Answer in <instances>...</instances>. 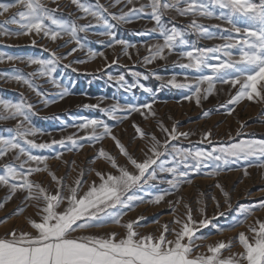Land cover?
Wrapping results in <instances>:
<instances>
[{
  "label": "rangeland",
  "instance_id": "obj_1",
  "mask_svg": "<svg viewBox=\"0 0 264 264\" xmlns=\"http://www.w3.org/2000/svg\"><path fill=\"white\" fill-rule=\"evenodd\" d=\"M6 2H10V0H0V3ZM81 2L95 7L97 0H81ZM172 2L173 0H162V3ZM253 2L259 3V0H253ZM43 3L50 8H56L59 5V10L55 12L56 18L66 22H75L81 27L88 25V27L85 31L78 32L83 47L78 48L71 55H68V52L76 47V44L73 41L65 45L64 42L69 39L66 35L52 41L42 34L36 35L35 33L31 35L0 34V53L4 57L3 60H0V99L13 103L24 100L33 105V110L28 114L30 119L27 126L37 129L38 132L34 137L30 136V139H34L37 143H50L54 139L60 140L72 134L83 136V130L78 131L76 127H73L81 122L82 117L103 120L111 127L112 134L125 146L129 155L138 162H142L146 158L145 153L151 155L148 148L152 135H155L161 144L168 138V134L161 130V123L169 131L175 125L178 133L186 132L189 135L178 136L177 139L169 141L168 150L160 158L166 162V167H171L173 164V147L211 152L214 148L238 143L241 140H264V100L245 98L237 104L229 103L231 97L239 90V84L233 87L230 83L217 82L216 90L206 99L202 97L199 105L195 98L185 99L186 96H192L195 90V84L192 83L195 77L201 74L210 75L211 70L203 69L202 72H197L195 69L181 67L180 65L186 64L188 60L180 53L190 51L193 46L211 48L222 44L225 41L221 37L224 36L231 35L238 39L242 38L240 34L228 31L231 26L226 21L216 18L221 9L213 8L212 10L215 12L213 17L193 16L191 13L182 16L175 8L163 10L164 25L168 28L174 25L182 30L188 44L175 47L171 53L165 49V59L157 58L146 64L144 57L149 55L148 46L163 43V37L159 32L151 31L156 27V23L151 19L150 7H145L143 13L132 16L128 23L114 20L112 16H119L132 7L147 6L150 4V0H133L132 4H128L127 0H120L119 4H116L115 0H99V3L108 9L103 15L114 25L112 30L116 34L115 38L136 46L129 48L127 54H125L123 46L117 45L114 48H109L107 46L109 37L101 35L107 31L106 27L78 9L71 3V0H43ZM180 6L183 7V0H181ZM19 10L22 9L14 7L9 13L0 15V24ZM193 19L198 24L207 27L213 34V38L208 39L201 36L196 30L190 29L189 25ZM234 19L238 27L249 26V22H246L242 16L237 15ZM216 25L220 27H216ZM3 27L7 28L10 33L19 30L18 25L15 24H6ZM33 39L36 40L35 45L32 44ZM53 51L57 53L60 60L51 77L40 76L38 74L39 66L27 62L29 57L51 59ZM91 52H103L104 56L97 55L95 58H90ZM232 53L234 58H239L238 48L232 49ZM219 55L221 59H224L222 53ZM8 56L21 59L8 61ZM114 60L116 63H113ZM31 73L37 74L29 75ZM134 73L140 75L137 76ZM14 75L25 76L44 95L38 96L27 85L11 79L10 77ZM121 75L124 76L123 82L110 79V77ZM173 76L179 83L188 82L190 87L176 88L167 84V81ZM261 83L264 84V82ZM56 84H59V87ZM206 86L205 84L201 87ZM260 87L258 85V88ZM63 89H67L68 95L60 99L59 94ZM145 89H151V91H145ZM261 91L264 94V89ZM45 100L55 102L46 106ZM153 101L155 103H152ZM146 103L152 104L155 116L150 115L145 109L142 110L143 115L141 112H132L129 115L127 111H117L115 113L117 117L127 118L113 119L112 115L102 111L112 105L126 108L128 105L139 106ZM85 105H99V107H85ZM205 112L208 113L207 116L204 115ZM17 119L0 120V135H15L14 131L9 130L15 128ZM134 125L139 126L145 132L146 135L143 139L139 137ZM97 131H101V129H97ZM209 132L211 135L205 138L204 134ZM21 143L24 142L21 141ZM82 143L84 147L79 151L69 152L61 145H53L49 149L31 148L30 150L33 155L49 157V171L55 173L57 177H62L65 184H71L83 170L84 184L80 195L93 181L97 184L100 182L95 172L91 171L92 169L118 174L106 160L96 159L100 148L115 157L118 164L127 167L130 171H136L129 163L128 158L120 153L111 137L105 136L95 143L88 140H84ZM25 147L30 146L25 145ZM160 150L164 151L163 148ZM56 152L63 153L61 160L54 158ZM13 156L14 153H10L7 157L0 159V165L8 162L18 164L19 161L14 160ZM73 161L75 164L72 163ZM259 164V158H249L247 161L237 160L235 163L224 166L219 175H207L213 171L215 166L212 161H208L198 174L190 173L189 178L192 183L182 184L178 191L172 189L167 183L172 179V175L160 172L159 168L154 165L153 169L157 172L156 179L150 180L143 188L129 193L141 197V202H138L131 210L120 209L118 206L116 211L125 213L122 223L143 217L144 219L139 222L136 231L140 235L158 236L163 230L162 225L165 224L169 229L174 228L178 231L181 225L174 223L175 218L179 217L185 221L186 213L190 208L194 221L199 222L205 218L211 221L206 227L199 228L196 232L195 235L198 239L195 243L200 247L196 248L192 255H196L198 252L209 254L207 252L208 245H214L219 241L226 243L231 241V247L222 250V256L227 257L232 253L243 251V247L238 241L240 232H245L251 239L252 233L249 231V225L257 219L264 221V208L258 207L264 201V167H260ZM245 169H247L248 175L244 174ZM181 170H184L183 166H181ZM2 173L3 169L0 168V174ZM30 179L40 183L52 193L56 190V184L48 171L35 172ZM217 184H220L224 192L228 193L227 196L216 186ZM8 191L6 186H0V202L4 201ZM164 191H168L169 195L163 201L159 204L150 202L157 194ZM25 195V192H17L10 201L4 203L0 208V220L7 218L6 222L0 223V235H4L12 229L32 231L26 218L40 219L37 215V207L33 206L35 202H30L25 206L23 202ZM177 200L180 201L178 204ZM169 201L173 202L171 206ZM66 203L65 201L58 210H62ZM18 207H23V212L13 215ZM173 207L175 211H173ZM242 208H252L253 212L245 218L241 214ZM238 220H243L244 223L237 224ZM233 224L236 226L232 227ZM92 230V234L97 235L115 232L118 234L117 238L125 234V229L121 225L113 224L110 221L106 222L104 227ZM166 236L169 240L174 239V233L171 231L166 233ZM184 242L186 243L187 240Z\"/></svg>",
  "mask_w": 264,
  "mask_h": 264
},
{
  "label": "snow or ice",
  "instance_id": "obj_2",
  "mask_svg": "<svg viewBox=\"0 0 264 264\" xmlns=\"http://www.w3.org/2000/svg\"><path fill=\"white\" fill-rule=\"evenodd\" d=\"M71 3L76 5L86 15L95 18L97 23H102L107 31L101 33L103 36L109 37L108 47L114 48L117 45L123 46L125 54L129 48H135V45L129 44L127 41L115 38V32L112 30L114 25L109 22L103 15L108 9L104 5L97 3L95 7L86 5L81 0H71ZM116 4L120 0H115ZM128 4H132L133 0H127ZM181 0H173L172 3H162V0H150V4L141 5L139 8H129L127 12H122L119 16H112L114 20L123 23L130 22L132 16L138 13H143L145 7H150V16L156 23L151 31H158L163 37V43L149 45V55L144 57L146 64L159 59H165V49L171 53L175 47L187 45L188 41L184 38L185 33L175 27L168 28L162 21V16L166 9L175 8L180 15L186 16L193 14L203 17H213L215 12L213 8L221 9L217 19L226 21L231 27L229 32L240 34L242 38L238 39L234 36L221 37L225 42L211 48H196L192 47L190 51L180 53L182 57H186L188 62L180 66L187 69H195L197 72H202L203 69H210V75H199L195 77L192 83L195 84V90L192 96H186L185 99L191 100L195 98L199 105L201 98L206 99L208 95L216 90V83L231 84L235 87L240 85L239 90L229 100L230 104H237L241 100L247 98L253 100L256 98L264 100V94L261 89H264V0H259V3L253 0H183V7L180 6ZM14 7H19L22 10L14 13L11 17L4 20L0 24V34L3 35H43L56 41L58 38L68 36L69 39L65 45L72 43L76 44L68 55L76 52L83 45L80 42L78 32L85 31L88 25L78 26L75 22H66L58 19L55 12L59 10V5L56 8H50L43 3V0H10V2L0 3V15L9 13ZM226 10V11H225ZM111 15V13H109ZM242 16L246 22H249L248 27H238L234 17ZM18 17V18H17ZM139 18V17H137ZM15 24L19 30L10 33L3 25ZM54 26V27H53ZM216 27H220L216 25ZM189 28L196 30L201 36L208 39L213 38V34L204 25L198 24L195 19L192 20ZM32 44H36V40H32ZM239 49V58L233 57L232 49ZM220 53L224 59H221ZM52 58L48 60L29 57L27 62L32 65H38V74L40 76L51 77L55 71V66L60 60L56 52L51 53ZM97 55L104 56L103 52H91L90 58H95ZM3 54L0 53V60H3ZM21 59L20 57L8 56V61ZM215 61V62H210ZM81 63L83 61H80ZM113 63H116L114 60ZM70 66V65H69ZM31 73L29 75H36ZM139 76V73H134ZM16 82L27 85L38 96L44 94L37 90V86L31 80L23 75H14L10 77ZM117 79L120 82L124 81V76L110 77ZM53 83H56L53 81ZM167 84L176 88H189L188 82L179 83L175 76L167 81ZM206 87H201L202 85ZM258 85L261 87L258 88ZM59 87V84H56ZM141 87H143L141 85ZM151 91V89H145ZM68 95L67 89H63L59 94L60 99ZM55 101L45 100L47 106ZM152 103H155L153 101ZM85 107H99V105H85ZM148 110V113L155 116L152 111V104L146 103L139 106L128 105L122 108L119 105H112L110 108L102 109L112 115L113 119H126L127 117H117V111H127L129 115L132 112H141ZM33 110V105L26 103L24 100L13 103L0 99V120L17 119V124L14 129L15 135L2 136L0 135V159L7 157L10 153H14L13 159L19 161L18 164L11 162L0 165L3 173L0 174V186L8 188V194L3 202H0V208L4 203L10 201L17 192H25L23 198L25 206L30 202H35L33 206L37 207V215L39 220L27 217V223L32 231H23L12 229L4 235H0V264H264V221L257 219L253 224L249 225V231L252 233L251 239L245 232L238 234V241L243 247V251L232 253L227 257L222 256V250L231 247V241L227 243L219 241L214 245H208L207 252L196 253L192 255L196 248L200 245L195 241L196 232L199 228L206 227L211 221L207 218L194 221L191 214V209L188 208L186 220L182 221L176 217L174 223L180 224L181 227L169 229L168 225H162V231L158 236L152 234L140 235L136 228L139 222L144 219L137 217L135 220H129L122 223V217L125 215L123 211L116 209L127 208L133 209L142 198L131 195L129 193L134 190L143 188L150 180L156 179L157 172L153 169L156 165L160 172H167L172 175V179L167 181L170 187L174 190H179L180 186L185 183H192L189 178L190 173L198 174L202 167L206 166L208 161L214 163L212 172L207 175H219L224 166L235 163L237 160H249V158H259L260 167H264V140H241L238 143H233L227 146L214 148L211 152L203 150H184L172 148L173 164L171 167L165 166V161L160 160L165 151L168 150L170 140L177 139L178 136H188L189 133L177 132L176 126L173 125L171 131L165 128L161 123V130L168 134V138L161 144L155 135L150 137L148 151L151 155L145 153L146 158L142 162H138L129 155L125 146L112 134L111 127L103 120L81 118V122L76 127L78 131L83 130L84 135L79 136L72 134L61 138L60 140H52L50 143H37L30 136H35L37 129L27 126L29 122V113ZM208 115L207 112L204 113ZM139 137L143 139L145 132L134 125ZM101 129V131H97ZM239 134V133H238ZM211 133H205L207 138ZM105 136L111 137L115 141L120 153L128 158L129 163L136 170L130 171L127 167L117 163L116 158L110 155L103 148H100L96 159L103 158L113 169H116L118 174L111 172H101L96 169L91 171L99 177V183L93 181L89 184L86 191L80 195V190L83 187L84 171L81 170L71 184H65L62 177H57L55 173L49 171L47 156L33 155L31 148L49 149L53 145H61L67 151H79L84 147L82 141L88 140L93 143L102 140ZM21 141L24 143L22 144ZM28 145L30 147H25ZM163 148L164 151L160 149ZM63 153L56 152L55 159L61 160ZM23 158V159H22ZM159 161V164H158ZM95 160L93 161V163ZM75 164V161L72 162ZM35 165V166H33ZM43 165V167H40ZM183 166L184 170H181ZM251 166V165H249ZM26 169V170H24ZM151 169V171H150ZM48 171L52 180L56 184L54 193L50 192L40 183L30 179L35 172ZM244 174L248 175L247 169ZM224 192L220 184L216 185ZM67 193V194H65ZM169 195L168 191L157 194L151 203L159 204ZM227 196L228 193L224 192ZM66 203L62 210L61 205ZM180 201L177 200L178 204ZM172 205V201L168 202ZM259 208H264V201L259 205ZM23 207H18L13 215H18L23 212ZM173 211L175 208L173 207ZM203 211V209H201ZM253 212L252 208H242L241 214L246 218ZM7 218L0 220V223L6 222ZM111 222L116 225H121L125 229V234L118 237V234L112 232L107 235L87 234L74 235L79 230L102 228L106 222ZM158 223V222H157ZM237 224L244 223L243 220L236 221ZM236 225L233 224L232 227ZM169 231L174 233V239L169 240L166 233ZM223 231V229H220ZM187 240L185 243L184 241Z\"/></svg>",
  "mask_w": 264,
  "mask_h": 264
},
{
  "label": "crops",
  "instance_id": "obj_3",
  "mask_svg": "<svg viewBox=\"0 0 264 264\" xmlns=\"http://www.w3.org/2000/svg\"><path fill=\"white\" fill-rule=\"evenodd\" d=\"M92 233H93L92 229H86V230H79L74 235H87V234H92Z\"/></svg>",
  "mask_w": 264,
  "mask_h": 264
}]
</instances>
